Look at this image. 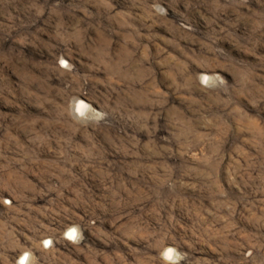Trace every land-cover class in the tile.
Masks as SVG:
<instances>
[{
	"label": "rangeland",
	"instance_id": "rangeland-1",
	"mask_svg": "<svg viewBox=\"0 0 264 264\" xmlns=\"http://www.w3.org/2000/svg\"><path fill=\"white\" fill-rule=\"evenodd\" d=\"M0 264H264V0H0Z\"/></svg>",
	"mask_w": 264,
	"mask_h": 264
},
{
	"label": "bare ground",
	"instance_id": "bare-ground-1",
	"mask_svg": "<svg viewBox=\"0 0 264 264\" xmlns=\"http://www.w3.org/2000/svg\"><path fill=\"white\" fill-rule=\"evenodd\" d=\"M85 107H87V106H85ZM85 107H84V103L82 102V101H79L78 102V104H77V106H76V108H78L80 111H83V110H85ZM72 233H75V229L74 228H71L70 229V234H72ZM171 249H169L168 251H167V254H171Z\"/></svg>",
	"mask_w": 264,
	"mask_h": 264
}]
</instances>
